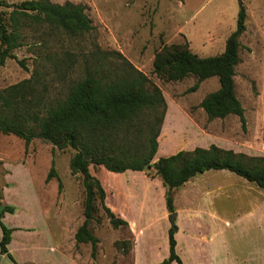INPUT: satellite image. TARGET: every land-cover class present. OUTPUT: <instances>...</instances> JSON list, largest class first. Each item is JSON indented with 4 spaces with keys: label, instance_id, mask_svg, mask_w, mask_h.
Segmentation results:
<instances>
[{
    "label": "rangeland",
    "instance_id": "1",
    "mask_svg": "<svg viewBox=\"0 0 264 264\" xmlns=\"http://www.w3.org/2000/svg\"><path fill=\"white\" fill-rule=\"evenodd\" d=\"M4 1L20 3L25 0ZM50 1L56 4L71 2L85 6L93 30L81 37H71L60 30L51 31L48 28L24 30L22 46L14 50L13 54L18 60H24L26 69L21 68L15 60H7L0 66V89L28 79L36 72L39 88L42 86L46 89L45 100L53 102L64 98L69 86L82 77L85 61L95 48L108 53L117 52L145 74L151 83L161 90L165 99L168 118L165 123L164 141L162 142L164 134L161 129L157 138L162 142L160 154H168L169 150L178 144L180 146L176 148V152L183 147H190L185 139L184 144L182 140L179 143L177 136L190 133V123L196 122L210 132L211 142L215 136L223 141L218 143L219 147H226L234 152L239 150L248 157L264 158V0ZM241 7L245 9L246 21L245 31L240 37V60L235 67L234 83L236 96L244 109V130L234 115L225 120H208L207 116L200 112V100L219 88L216 77L204 80L195 92H190L189 88L195 82L193 77L178 82H166L153 73L152 66L156 51L172 43L187 42L190 51L199 57L220 55L224 51L228 36L236 28ZM0 11L4 9L0 7ZM73 153L71 148L59 150L40 138L32 139L25 146L22 139L0 133V166L12 171V177L8 178V190L3 189L5 183L2 179L3 173L0 172V191L2 193L4 190V200L18 211L16 218L10 222L36 226L37 230L31 232V235L35 242L41 243L42 246V251L35 257L30 252L17 248L16 256L19 261L16 262L22 264L21 262L35 260L36 264H43L44 258H52L55 255L58 259L51 264H132V232L128 228H112L99 203L94 219L89 224L92 234L100 241V245L96 244L95 258L91 257L90 244L73 246L70 243L72 229L69 230V227L66 235L68 244L63 247L65 253L60 250L57 251L58 254L50 252L51 247H58L60 244L58 232L53 230V240H48L42 233L45 227L41 212L45 214L50 228L53 229L52 218L58 216L62 195L65 194L67 202L73 199L76 202L72 207L73 215L84 220L81 177L72 175L69 171V159ZM52 162L57 177L46 182ZM154 162L156 160L153 159L152 163ZM89 170L91 174L96 173L95 177L110 196L109 204L121 200L118 197L121 190H130L136 202L138 198L142 199L147 195V206L152 221L145 233L149 243L138 246L137 249L138 264L157 261L167 246L168 236L164 232L163 221L160 220L162 204L160 188L154 180L155 170L149 168L143 172L129 171L124 177L108 172L103 167L90 166ZM232 175L240 179L235 174ZM205 181L209 183L207 187L213 190V194L210 196V203L205 202L204 211L207 213L210 209L221 216L219 212L222 211L220 208L223 204L220 203L218 187L214 184L218 183V179L207 176ZM194 189L178 198L176 205L187 211L193 209L196 200ZM239 196L236 201L230 198L228 203L242 207L245 212L251 208L252 203L258 204L255 203L254 196L242 192ZM108 203L106 205H109ZM261 203H264V200ZM121 212L123 211L119 208L118 215H115L121 218ZM180 217L184 233L179 239L184 241L188 236L190 219L186 214ZM261 223L263 226L257 233L248 230L244 231L243 236L257 238L258 245L264 246V218ZM201 227L200 232H203V226ZM21 238L22 236L17 234L15 240L18 242ZM197 247L202 248L201 243L197 244ZM4 263L11 264L8 260ZM204 264L211 262L205 259Z\"/></svg>",
    "mask_w": 264,
    "mask_h": 264
},
{
    "label": "trees",
    "instance_id": "2",
    "mask_svg": "<svg viewBox=\"0 0 264 264\" xmlns=\"http://www.w3.org/2000/svg\"><path fill=\"white\" fill-rule=\"evenodd\" d=\"M0 7L4 9L0 11V66L7 60H15L26 69L24 60H18L13 54L22 46V32L26 29L60 30L71 37H81L93 30L86 8L81 4L0 0ZM245 21L246 12L241 7L236 28L220 55L199 57L190 51L187 42L172 43L156 51L152 62L153 73L163 81L178 82L193 77L195 82L190 92H195L204 80L216 77L219 88L206 94L199 107L208 120L236 116L243 130L244 109L235 93L234 77ZM35 76L36 72L28 79L0 89V133L22 139L25 146L32 139L40 138L59 150L74 151L69 159V171L81 177L84 192V220L74 240L76 244H90L93 259L98 239L89 224L97 212V203L112 228H128V223L105 205V190L90 173V166H101L114 174L155 170L154 175L165 188L164 202L171 225L167 233L169 255L156 264H182L175 252L173 194L191 178L209 170H227L264 189L263 157H248L215 145L181 150L152 163L166 112L165 99L161 90L120 53L95 48L85 61L82 77L69 86L64 98L53 102L45 100L46 89L39 88ZM54 177L57 174L52 162L45 180L49 182ZM4 212L13 213L14 208L4 206L0 218ZM0 228V255H5L13 264H20L7 250L14 229L7 228L1 220Z\"/></svg>",
    "mask_w": 264,
    "mask_h": 264
},
{
    "label": "crops",
    "instance_id": "3",
    "mask_svg": "<svg viewBox=\"0 0 264 264\" xmlns=\"http://www.w3.org/2000/svg\"><path fill=\"white\" fill-rule=\"evenodd\" d=\"M200 112L206 116L202 108H200ZM230 116L232 115H229L223 119L225 120ZM167 118L168 110L166 111L161 125V130L163 132L162 134L165 133V123ZM190 128L192 130L190 133H181L180 137L177 136L179 143L180 140H182L183 143L185 139L186 144L190 145V147H183L179 151H190L196 147L208 148L210 145L219 147L220 144L218 143L223 142L218 136L215 135H213L215 138H213L214 140L211 142V140H209L211 135L210 132L207 129L200 127L196 122L190 123ZM165 137L166 135L164 134L162 137V142L164 141ZM201 141L203 144H199ZM162 142L157 139L158 149L154 156V160L175 154L176 148L180 146V144H178V146H173L169 150L170 152H168V154H160V145ZM234 145L238 147L236 143H234ZM219 148L228 150L226 147ZM235 153L240 152L238 150L235 151ZM0 163H2V161H0ZM0 172L3 173L2 179L5 183L3 189L8 190L10 187L8 178L12 177V171L10 168H4L0 166ZM127 172L129 171L118 175L120 177H124ZM95 174L96 173H92L93 176H95ZM232 174L234 173L227 170H209L204 173L197 174L189 181L184 183V185L179 189L174 191L173 207L175 212L173 214V219L176 226V232L174 234V240L176 242L175 252L182 261V264H204L205 259L209 260L211 264H264V246H261L260 244L258 245L259 240L257 238H244L243 236L244 231L249 230L257 233L258 230L263 226L261 221L264 218V203L261 202L264 200V189H260L254 183L248 182L236 175L240 178L237 179ZM207 176L218 179V183L214 184H216V187H218L220 203L223 204L220 208L222 211L219 212L222 214L221 216L210 209L207 211V213L204 211V207L206 206L205 202L208 201V203H210V196L213 194V190H210L207 187L209 184H207L205 181ZM154 180L157 182L160 188L159 196L161 197L160 199L162 204L160 220L163 221L164 232L168 233L171 225L169 222V214L165 208L164 202L165 188L163 187L161 179L158 176H156ZM199 183L202 184V186ZM194 188H196V190ZM193 189V192L196 195V200L194 203L195 206H192L193 209L187 211L185 208L177 206L176 202L178 198L183 197ZM3 192L4 190H2V199L0 200L1 206H9L4 200ZM240 192L254 196V201H256L255 203L258 204L252 203L250 206L251 208L246 212L242 209V207L235 206L236 204H234V206L230 205L228 203L229 199L231 198L234 201L238 200L240 198ZM105 195L104 202L106 205L109 202L110 196H108L106 191ZM118 197H120L121 200H118L117 202L112 201L106 206L116 215H118L117 212L119 208H121L123 211L121 212L123 213L121 218L128 223V229L132 232L134 238L132 249L130 251L132 256V264H138L137 249L138 246L141 247L144 244L147 245L149 243V239H147L145 233L150 227V223L152 221V218L150 217V211L147 206V195H145L142 199L138 198V201L136 202L130 190H121L120 196ZM75 204L76 202L74 199L67 202L65 199V194L62 195V205L59 208L58 216H53L55 220L52 218L53 229L50 228L45 214H43V212L40 213V216L43 219V226L45 227V229L42 230V233H44L48 240H53L54 229L58 232L60 244L58 247L50 248V252L52 254H56L59 250L60 252L62 251V253H65L63 249L65 248L66 244H68L66 240L68 227L69 230L72 229L70 243L73 246L76 244L74 240V234L77 228L82 224L83 220L73 215L72 207ZM210 205L211 204H209V206ZM13 208V213L5 212L0 218L1 222L7 228L14 229L11 233V239L7 245V250L15 259V261H19L16 256V253L18 252L16 251L17 248H21L23 251L30 252L32 256L35 257L38 252L42 251L41 243L35 242L33 236L31 235V232L37 230V227L33 224H18L15 222L11 223L10 220L16 218L18 214L17 209L15 207ZM184 214H186L188 219H190V224L188 225L189 228L187 229L188 236L184 241H180L179 237L184 233L180 215ZM201 226H203L205 231L202 230L203 232H200L202 229ZM17 234L22 236L18 242L15 240ZM1 235L2 231L0 228V238ZM200 243L202 248H196V245ZM97 244L100 245L99 239ZM168 255L169 249L167 239V246L165 247L163 253L160 255L157 261H154L151 264L159 263L163 259L167 258ZM56 259H58L57 256L53 255L52 258L46 257L42 261L43 264H51L52 261H55ZM5 260H8L12 264V262L5 255H0V264H7L4 263ZM21 263L36 264V261L32 260ZM171 264L176 263L172 262Z\"/></svg>",
    "mask_w": 264,
    "mask_h": 264
},
{
    "label": "water",
    "instance_id": "4",
    "mask_svg": "<svg viewBox=\"0 0 264 264\" xmlns=\"http://www.w3.org/2000/svg\"><path fill=\"white\" fill-rule=\"evenodd\" d=\"M3 211V206H0V213Z\"/></svg>",
    "mask_w": 264,
    "mask_h": 264
}]
</instances>
